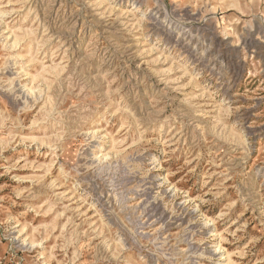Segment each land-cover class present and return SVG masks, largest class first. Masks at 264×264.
<instances>
[{
  "label": "rangeland",
  "instance_id": "obj_1",
  "mask_svg": "<svg viewBox=\"0 0 264 264\" xmlns=\"http://www.w3.org/2000/svg\"><path fill=\"white\" fill-rule=\"evenodd\" d=\"M0 264H264V0H0Z\"/></svg>",
  "mask_w": 264,
  "mask_h": 264
}]
</instances>
